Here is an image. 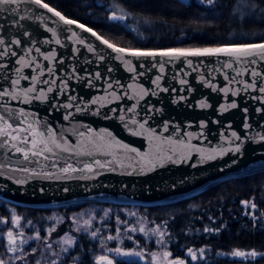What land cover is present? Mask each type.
Instances as JSON below:
<instances>
[{
  "label": "water",
  "instance_id": "1",
  "mask_svg": "<svg viewBox=\"0 0 264 264\" xmlns=\"http://www.w3.org/2000/svg\"><path fill=\"white\" fill-rule=\"evenodd\" d=\"M0 37L16 53L0 55V91L9 93L0 95V116L18 127L51 128L69 149L25 160L0 147L1 201L37 209L153 207L264 171V58L117 53L29 0L0 5ZM69 164L77 171L65 173Z\"/></svg>",
  "mask_w": 264,
  "mask_h": 264
},
{
  "label": "trees",
  "instance_id": "2",
  "mask_svg": "<svg viewBox=\"0 0 264 264\" xmlns=\"http://www.w3.org/2000/svg\"><path fill=\"white\" fill-rule=\"evenodd\" d=\"M65 16L78 20L115 45L131 49H198L264 42V0H45ZM110 7V11H107ZM124 20H112V14ZM244 201L257 205L253 219ZM246 213H249L246 215ZM264 171L221 182L200 195L169 205L122 206L88 202L63 208L16 207L0 200V218L18 217L24 229L23 257L12 264H37L48 258L59 264H94L103 249H165L188 264H264ZM61 220L51 229L46 222ZM89 215L81 227L77 217ZM159 227L164 245L158 244ZM0 223V254L7 239ZM218 229L205 232L204 229ZM131 229H135L132 231ZM144 229V231H141ZM96 233L93 238L92 233ZM75 242L64 252L58 242L67 234ZM37 234L41 239H36ZM108 236L114 239L108 240ZM51 245V248L48 247ZM103 245V247H102ZM205 249L192 261L187 249ZM235 250L256 257H236ZM55 252V255L52 253ZM149 263V259H147ZM129 264H140L131 261Z\"/></svg>",
  "mask_w": 264,
  "mask_h": 264
},
{
  "label": "snow or ice",
  "instance_id": "3",
  "mask_svg": "<svg viewBox=\"0 0 264 264\" xmlns=\"http://www.w3.org/2000/svg\"><path fill=\"white\" fill-rule=\"evenodd\" d=\"M19 0H0V5H12L18 3ZM31 4L36 5L38 8L47 10L48 13H51L52 16L57 17L60 21H62L65 25H73L75 24L76 27L83 29L85 32H90L92 36L96 37L97 40H101L103 44H105L108 48L112 49V51L117 53H125L127 52L128 55L131 56H137V57H146L151 56L155 57L157 55L159 56H166V57H182V56H217V55H224L227 56L237 62L252 58V57H261L264 58V42L261 43H249V44H242V45H226L222 47H213V48H198V49H169L166 51H141V50H126L121 47H117L114 44L110 43L108 40H104L99 36L95 31H93L91 28L85 27L83 24H78L75 20L66 18L65 15H63L60 11L56 10V8L50 6L49 3L45 2V0H29ZM202 3L206 2L208 5H213L216 0H201ZM23 18V17H22ZM112 20H124L126 17L124 15H116L115 13L112 14L110 17ZM55 34V33H53ZM27 35V33H25ZM77 34L73 32V36H76ZM57 43H60L59 40L56 41ZM81 43H83V40H80ZM11 44L20 45L21 41L19 39H12L10 41ZM0 47H3V52L0 53V55H12L15 56L16 53L14 51H10L9 47L6 45L5 39L0 37ZM91 50V49H90ZM47 59V57H45ZM21 63H25V61L21 60ZM255 62V61H253ZM253 75H257V73H253ZM19 81H13V84H18ZM183 83V81H182ZM254 86V84L252 85ZM51 90V89H49ZM261 92H264V88L259 89ZM35 89L29 88L28 92H33ZM0 95L7 96L9 95L8 92L0 91ZM43 96V92L40 94ZM25 100L28 99L27 94H25L24 97ZM207 105H203L202 107H206ZM231 108H236L237 105L235 103H232L230 105ZM245 111H247L245 109ZM23 115V113H21ZM21 125L25 123L24 120H21L19 122ZM141 128H143V124L140 125ZM80 135H84L83 133H80ZM233 136H236V133H233ZM237 140H239V137H236ZM0 140H3V143L0 144V147H9L15 149L17 153H20L23 155L25 160H28L29 157H37V156H44L45 159L47 157L45 156V153H53V148L60 149L61 151H69L67 147L64 145H61L60 143H57L55 140V134L53 133V130L51 128H48L46 130H40L36 127H33L31 123L27 124V127H18L13 123H10L8 119L5 116H0ZM261 140H264V137H261ZM9 141H12V143H9ZM19 145H27V147H20ZM127 147V146H123ZM129 151H135V149H129ZM236 152H239L240 149L237 147L235 149ZM91 154V153H89ZM204 158V157H202ZM207 159H212L211 156H207ZM96 165L100 167H104L103 164L99 160H96L94 162ZM233 164L236 163L234 160L232 162ZM86 169L91 172L93 171V166L91 164L85 165ZM24 171H27L28 169H23ZM65 173H68L69 171L75 172L77 171L76 168H73L71 164H69L67 167L63 169ZM246 208H250L252 218L258 219V217L255 214V210L257 208V205L252 201H244L243 202ZM249 213H246V215ZM261 216H264V213H261ZM0 223L8 224L9 220L6 218H0ZM12 227L7 231L6 237H7V251L12 254L13 257H16L17 253H23V244L26 242L23 238V233L16 231V229L19 227L20 220L18 217L13 216L11 220ZM85 225H89L88 221H85ZM134 231L135 229H131ZM141 231H144V229H141ZM205 232L209 231H218V229H209L205 228ZM155 235L159 236V239L156 241L160 245H164L165 242L163 240V237L165 235L164 231H162L159 227H157L154 230ZM93 238H96V233H92ZM19 237V241L18 238ZM36 239H41L40 236L37 234L35 237ZM108 240L114 239L113 236H108ZM73 241L71 238H66L63 241V244L65 247L62 249L64 252H67L69 248L72 247ZM49 248H51V245H48ZM103 247V245H102ZM116 254L118 255H130V253L122 252L120 248L115 249ZM205 249L201 248L199 250H193L192 248L187 249V256L191 258L192 261H196L198 259L203 258ZM233 256L236 257H244V256H251L256 257L258 253L253 250L248 253L241 252L239 250H235L231 253ZM52 255H55V252L52 253ZM261 255H264V253H261ZM172 254L170 251L164 250L162 253V258L166 262V264H188V261L182 258H171ZM156 254L153 253V261H156ZM0 264H4V260L0 259ZM51 264H56V261L53 260ZM96 264H113V260L106 257V256H100L96 260Z\"/></svg>",
  "mask_w": 264,
  "mask_h": 264
},
{
  "label": "rangeland",
  "instance_id": "4",
  "mask_svg": "<svg viewBox=\"0 0 264 264\" xmlns=\"http://www.w3.org/2000/svg\"><path fill=\"white\" fill-rule=\"evenodd\" d=\"M12 217H13V215H12ZM88 217H89V215H83V216L77 217L76 222H75V226L81 227L85 223V221L87 220ZM60 220H61V218L59 216L53 215L46 222L47 228L48 229L54 228L59 223ZM3 225L5 227L4 228L5 230L3 231V233H4V236L6 237V233L12 227V224H11V222H9L8 224H3ZM22 226H23L22 222L20 221L19 227L16 229V231L24 233V229L22 228ZM66 238H71V240L73 242H75V236L71 233H67L58 242V244L61 248L65 247V245L63 244V241ZM6 239H7V237H6ZM17 239L19 241V237ZM5 246H6V251L4 252V254H0V259L4 260V264H12L14 261L18 260L20 257H23L24 254L28 250L31 249V248L25 249L24 248L25 243H24L23 244V249H24L23 253L18 252L16 257H13L12 254L7 251V243ZM164 250L165 249L156 250L153 252H147V251H143L140 249H130V250L121 249L122 252L130 253V255H118V254H116L115 249L105 248L95 256L94 264H96V260L100 256H106V257L112 259L113 264H129V262H131V261H136V262H139L140 264H166V262L162 258V253ZM241 252L248 253L247 251H243V250ZM153 253L156 254V257H157L156 261H153ZM171 258H173V257H171ZM147 259H149V263L147 262ZM55 261H56V264H59L58 259ZM37 264H51V262L48 260V258H45V259L43 258V259L39 260V262Z\"/></svg>",
  "mask_w": 264,
  "mask_h": 264
}]
</instances>
